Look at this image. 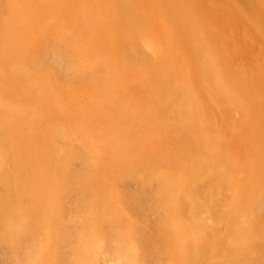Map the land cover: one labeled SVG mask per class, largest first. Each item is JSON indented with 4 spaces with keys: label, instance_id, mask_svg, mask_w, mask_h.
Wrapping results in <instances>:
<instances>
[{
    "label": "rangeland",
    "instance_id": "1",
    "mask_svg": "<svg viewBox=\"0 0 264 264\" xmlns=\"http://www.w3.org/2000/svg\"><path fill=\"white\" fill-rule=\"evenodd\" d=\"M71 1L0 0V194L13 204L0 264H264V217L246 210L239 171L214 164L235 162L244 117L223 64L251 44L240 57L264 77L255 10L190 0L234 16L215 28L144 6L154 19L137 30L117 0ZM101 33L112 55L89 52Z\"/></svg>",
    "mask_w": 264,
    "mask_h": 264
},
{
    "label": "bare ground",
    "instance_id": "2",
    "mask_svg": "<svg viewBox=\"0 0 264 264\" xmlns=\"http://www.w3.org/2000/svg\"><path fill=\"white\" fill-rule=\"evenodd\" d=\"M158 1L164 2L165 4L164 11L160 7L156 6V3ZM201 1L204 2L205 0H201ZM237 1H242L249 7H252L257 13L255 20L260 22L262 26H264V0H237ZM99 3L105 4L106 1L101 0L99 1ZM141 3L139 4H135L133 2L130 3V0L115 1L116 6H119L120 10L122 11V16L126 18L125 27H129V29L135 28L139 30L140 28H142L141 22L139 20L144 21V22L153 21L152 19L154 18H151L148 14L149 9H147L148 11H146V8L144 10L143 9L144 6H149L150 10L151 9L153 10V13H157L160 16L159 18H161L162 16V18L160 19L162 23L167 22L172 18L173 19H187L191 21H195L198 18H205L208 20V22L212 23L215 26V28H218V27H221L223 25L222 23L225 21H229V22L233 21V23L235 22V19L233 20L232 18H229V16H232V15H227V16L216 15L213 11H211L213 9H210L205 5H202V6L205 8V10H210L209 12H206V13L197 12L196 10L193 9V7L189 5L190 0H141ZM65 4L68 5V9L70 10L72 1L65 0ZM148 4H151V5H148ZM153 8H156V9H153ZM151 16H153L152 13H151ZM115 22L117 23L116 24L117 28L118 27L121 28L122 26V30L124 29V26L121 25V20L119 18L115 19ZM169 27H173V26L170 25ZM92 33L94 32L92 31ZM228 37H230V39ZM90 39H91L92 47L89 52L92 51L93 53L97 54L98 53L97 51H106L105 53H108L110 55L113 54L114 50L108 45L109 37L105 33H101L99 35L91 34ZM236 39L242 42L241 33H236L235 31H232V30L227 33V40H236ZM245 49H247V51ZM254 50L255 48L251 44L248 45L246 48L245 47H237V48L235 47L234 50H232L231 55L232 56L234 55V58L239 63L238 66L235 63L236 67H231L230 65L226 63V61L223 64L225 73H227L226 75L234 79V81L236 80L237 83L239 84L241 82L240 86L236 85V87L238 86L236 88L237 93H238L236 97L239 96L240 98L242 97L241 99H243L241 103H244V110H243L244 117L241 123L242 128L240 127L241 128L240 131L242 132V134L240 133L241 135L237 138H234V136L232 137L231 135L230 137L232 138L230 139V142H228L229 143L228 148L225 147L227 145L225 143L226 141L223 142L225 143L224 144L225 149L230 148L229 153H231L235 162H228L229 160L226 162V160L224 159L223 160L217 159L214 164L218 167L217 169H220V167L224 168L225 166L226 167L228 166L229 170L231 169L232 172H234V170L236 169H237V172L239 171V174H240L239 178H234L231 181H233V183H235L238 186V188L241 189L239 194L241 196V199L245 201L244 204L246 202L249 203L248 206L245 205L247 206V209L246 208L244 209L250 212H253V213L257 211L258 215H261L264 217V77H263V74H261V72H259L256 69V67H254L251 61H249L247 58H243V56L240 57L241 53L253 52ZM188 58H191V55H189ZM84 59L86 58L84 57ZM194 60L196 59L194 58ZM260 61H263V60H260ZM230 85H231L230 87L233 88L231 90H234L235 88L234 83L233 84L231 83ZM229 92L230 90L228 91V93ZM228 93L227 95H230ZM230 93H233V92H230ZM237 93L235 92V94ZM259 94H261L263 97L261 96L257 97ZM234 97L235 95H233V98ZM229 98L232 99V96ZM236 102L237 104H239L240 100L239 102L238 101ZM241 108H243L242 105H241ZM239 110L240 109H238V111ZM231 126L227 125L228 129L230 127L229 129L230 131L234 129L233 127L234 125L232 124ZM236 128H238V125H236ZM229 130H227L228 133H229ZM238 134H239V131L236 134V136H238ZM234 175L235 174L231 175V177L229 176V178L230 179L233 178ZM10 181L11 179L9 176H4V178H0V185L2 187H7ZM235 184L233 185L231 183V185L234 187H235ZM2 204L5 205V208L3 207ZM7 206H8V209H7ZM12 207H13V204L11 203V198H10L9 193L0 194V220L4 218L5 211L6 213H8L9 210L10 211L12 210Z\"/></svg>",
    "mask_w": 264,
    "mask_h": 264
}]
</instances>
